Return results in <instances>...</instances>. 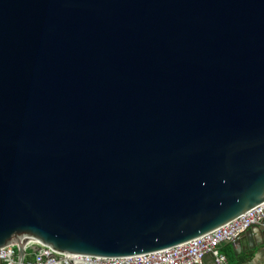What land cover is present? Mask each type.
I'll return each mask as SVG.
<instances>
[{"label":"water","instance_id":"1","mask_svg":"<svg viewBox=\"0 0 264 264\" xmlns=\"http://www.w3.org/2000/svg\"><path fill=\"white\" fill-rule=\"evenodd\" d=\"M262 202L264 0H0V247L19 264L30 239L162 250Z\"/></svg>","mask_w":264,"mask_h":264},{"label":"built area","instance_id":"2","mask_svg":"<svg viewBox=\"0 0 264 264\" xmlns=\"http://www.w3.org/2000/svg\"><path fill=\"white\" fill-rule=\"evenodd\" d=\"M263 219L264 202L189 241L158 251L121 257L59 253L30 239L24 245L23 264H199L205 254H211L215 264H229L220 246L235 241L246 229L262 223ZM0 262L19 264L15 245L0 247Z\"/></svg>","mask_w":264,"mask_h":264},{"label":"crops","instance_id":"3","mask_svg":"<svg viewBox=\"0 0 264 264\" xmlns=\"http://www.w3.org/2000/svg\"><path fill=\"white\" fill-rule=\"evenodd\" d=\"M257 241L248 247H240L232 242L223 243L220 250L227 256L229 264H264V232L256 235ZM199 264H214L210 258H206Z\"/></svg>","mask_w":264,"mask_h":264},{"label":"trees","instance_id":"4","mask_svg":"<svg viewBox=\"0 0 264 264\" xmlns=\"http://www.w3.org/2000/svg\"><path fill=\"white\" fill-rule=\"evenodd\" d=\"M26 258H28V257H26ZM0 264H4V263L0 262Z\"/></svg>","mask_w":264,"mask_h":264}]
</instances>
